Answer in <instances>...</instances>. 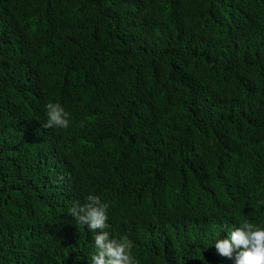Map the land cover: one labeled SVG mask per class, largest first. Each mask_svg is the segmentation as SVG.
<instances>
[{
  "label": "trees",
  "instance_id": "obj_1",
  "mask_svg": "<svg viewBox=\"0 0 264 264\" xmlns=\"http://www.w3.org/2000/svg\"><path fill=\"white\" fill-rule=\"evenodd\" d=\"M89 194L135 264H234L215 240L264 228V0H0V264H90Z\"/></svg>",
  "mask_w": 264,
  "mask_h": 264
},
{
  "label": "clouds",
  "instance_id": "obj_2",
  "mask_svg": "<svg viewBox=\"0 0 264 264\" xmlns=\"http://www.w3.org/2000/svg\"><path fill=\"white\" fill-rule=\"evenodd\" d=\"M45 109V128L69 127L70 115L59 103H48ZM86 200L84 204H74L68 209V213L79 224L95 233L96 251L91 256L90 264H135L128 240L110 238L105 231L108 227L106 211L109 205L92 194ZM214 247L218 255L234 259V264H264V228L253 227L252 224L244 222L242 227L227 230V237L215 240Z\"/></svg>",
  "mask_w": 264,
  "mask_h": 264
}]
</instances>
